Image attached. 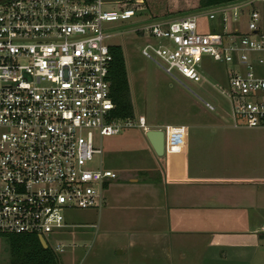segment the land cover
I'll list each match as a JSON object with an SVG mask.
<instances>
[{
	"label": "built area",
	"instance_id": "built-area-1",
	"mask_svg": "<svg viewBox=\"0 0 264 264\" xmlns=\"http://www.w3.org/2000/svg\"><path fill=\"white\" fill-rule=\"evenodd\" d=\"M257 3L264 0L135 24L149 38L141 55L179 83L203 80L204 56L228 66L220 93L229 102L233 126L264 128V31ZM105 5L104 0L0 3V235L44 239L67 228V211L100 209L106 186L118 177L92 167L103 153L102 145H94L95 134L103 139L128 128L148 131L142 116L136 121L112 116L108 40L123 32L105 27L140 16L144 1ZM200 17L218 32L198 33Z\"/></svg>",
	"mask_w": 264,
	"mask_h": 264
},
{
	"label": "crops",
	"instance_id": "crops-1",
	"mask_svg": "<svg viewBox=\"0 0 264 264\" xmlns=\"http://www.w3.org/2000/svg\"><path fill=\"white\" fill-rule=\"evenodd\" d=\"M148 130L162 156L147 142L142 166L106 186L92 240L55 242L68 263L264 264V128Z\"/></svg>",
	"mask_w": 264,
	"mask_h": 264
},
{
	"label": "rangeland",
	"instance_id": "rangeland-1",
	"mask_svg": "<svg viewBox=\"0 0 264 264\" xmlns=\"http://www.w3.org/2000/svg\"><path fill=\"white\" fill-rule=\"evenodd\" d=\"M106 8H113V2L128 0H104ZM145 3L140 11V16L133 17L127 22L107 23L105 27L118 29L123 34L116 35L108 40L109 44L122 48L126 72L132 99L134 116L145 119L148 128H161L165 126H194L213 124L232 125L230 106L228 100L220 93L225 88L226 68L224 64L215 62L209 56H204L200 68L203 71V80L193 82L180 78V83L166 75L156 64L141 55L142 48L147 44V36L136 32L135 24L148 21L153 17H161L179 10L193 11L198 0H143ZM110 4V5H109ZM256 9L260 13V27L264 31V3H257ZM174 15V14H173ZM171 16V15H170ZM200 34L217 33L215 24L206 17L197 20ZM131 26V27H127ZM204 103H209L215 109H207ZM197 117L195 123L194 118ZM244 128V127H242ZM245 129V128H244ZM248 129V128H246ZM147 141L142 130L134 127L123 129L117 136L99 139L94 137L96 148L102 145V156L94 157L92 167L100 166L103 169L114 171L119 178L120 174L127 176L134 169L142 166V150ZM101 161V162H100ZM99 216L98 209L80 210L71 209L65 213L67 223L71 228L58 233L44 236L49 248L56 254L60 263L69 264L66 260L67 252L56 251L55 242L61 240H92L94 229ZM8 263L6 244L0 238V264Z\"/></svg>",
	"mask_w": 264,
	"mask_h": 264
},
{
	"label": "trees",
	"instance_id": "trees-1",
	"mask_svg": "<svg viewBox=\"0 0 264 264\" xmlns=\"http://www.w3.org/2000/svg\"><path fill=\"white\" fill-rule=\"evenodd\" d=\"M234 1L236 0H198L195 7L191 10L198 8L205 9L210 6L231 3ZM182 12L184 11L179 10L161 17ZM109 50L112 56L109 69L111 98L114 104L112 116L119 119L132 118L134 116V109L130 96L125 58L122 48L112 45ZM0 238L3 239L6 244V250L8 253L7 264H61L56 254L49 248V246H47L46 249L42 247L37 236L2 234L0 235Z\"/></svg>",
	"mask_w": 264,
	"mask_h": 264
},
{
	"label": "water",
	"instance_id": "water-1",
	"mask_svg": "<svg viewBox=\"0 0 264 264\" xmlns=\"http://www.w3.org/2000/svg\"><path fill=\"white\" fill-rule=\"evenodd\" d=\"M3 1H5V0H0V3ZM240 1H244V0H236L232 3L240 2ZM193 11H187V12H182L179 14H174L171 16L162 17L161 19L165 20V19L175 18V17L182 16L184 14H187V13H190ZM144 135L146 137L147 142L151 146L152 150L156 154V156H162V154H163V142H164L163 132L161 130H148L147 132L144 133ZM38 239H39V242L42 245V247L44 249H46L47 244H46L45 240L42 237H38Z\"/></svg>",
	"mask_w": 264,
	"mask_h": 264
}]
</instances>
